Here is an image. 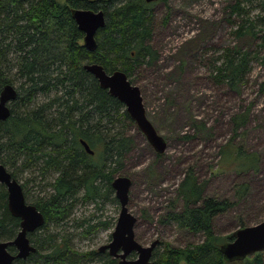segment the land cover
<instances>
[{
    "label": "trees",
    "instance_id": "16d2710c",
    "mask_svg": "<svg viewBox=\"0 0 264 264\" xmlns=\"http://www.w3.org/2000/svg\"><path fill=\"white\" fill-rule=\"evenodd\" d=\"M155 1L0 0V94L6 84L17 88V98L10 104L11 115L0 123L1 162L17 179L19 171H33L29 180L39 182L40 194L33 200L28 184L22 185L26 198L45 215L44 225L29 234L36 251L25 259H15L13 264H84L96 258L103 259L101 264H115L107 252L76 251L71 239L58 238L50 224H66L79 194L84 201H99L108 199L113 191L112 183L134 145L126 126L136 123L124 103L103 88L84 64L100 63L109 73L122 70L135 84L131 79L134 73L159 58L151 45ZM75 8L105 13V26L98 30L92 51L84 46V33L72 14ZM230 8L235 34L241 39H258V47L264 48V0H234ZM254 58H258V51L226 47L214 58L213 78L239 91ZM245 116L236 118L242 122ZM221 153L229 162L239 160L237 171L258 167L256 154H242L231 145L223 147ZM186 171L178 188L183 208L176 209L172 202L167 219L161 221H174L204 238L186 247L166 242L154 250L151 264H230L222 246L234 239V231L218 235L214 222L237 203L207 195V181L200 182L193 168ZM248 189V183L240 184L238 199L248 196ZM113 200L119 202L116 196ZM20 222L10 212L6 187L0 183V240H13L21 229ZM237 224L247 225L244 219H238ZM101 225L108 226L109 222L87 227L92 231ZM9 250L16 253L14 245ZM250 262L261 264L262 252Z\"/></svg>",
    "mask_w": 264,
    "mask_h": 264
},
{
    "label": "rangeland",
    "instance_id": "374dc122",
    "mask_svg": "<svg viewBox=\"0 0 264 264\" xmlns=\"http://www.w3.org/2000/svg\"><path fill=\"white\" fill-rule=\"evenodd\" d=\"M233 2L156 0L153 3L155 28L151 45L159 58L152 65L139 68L131 79L140 87L147 116L164 138L166 148L158 156L137 124H128L127 132L133 137L134 145L120 172L132 180L128 207L137 218L135 238L145 246L159 240L156 248L166 242L174 247H186L203 240V234L191 233L171 220L161 221L167 219L172 202L176 209L183 208L178 188L188 168L194 169L200 182L207 181V195L231 198L237 203L216 218V234L227 235L240 228L238 219H244L246 226L264 220V48L258 47V39H241L235 34V24L230 19ZM235 46L258 51V58H254L246 83L239 91L217 83L212 74L214 58L224 48ZM238 115H244L245 119L239 122ZM228 145L241 149L245 155L256 154L257 169L237 171L239 160L229 162L221 153ZM32 172L29 169L18 172L20 183L30 188L35 186L27 189L31 199L40 194L39 182L35 185L29 180L34 177ZM38 179L41 181V177ZM243 183L249 184L248 196L240 200L236 191ZM78 196L66 224L51 223L50 230L58 238L69 237L76 251L99 250L111 242L120 214V202L113 200L115 189L108 199L99 201H84ZM100 221H108L109 225L89 231L88 224ZM254 255L229 263L251 264ZM109 256L118 264L120 259ZM137 257L135 251L128 256ZM101 263L103 259L96 258L84 264ZM261 264H264V251Z\"/></svg>",
    "mask_w": 264,
    "mask_h": 264
},
{
    "label": "water",
    "instance_id": "95a60500",
    "mask_svg": "<svg viewBox=\"0 0 264 264\" xmlns=\"http://www.w3.org/2000/svg\"><path fill=\"white\" fill-rule=\"evenodd\" d=\"M72 14L79 29L84 33V46L91 51L94 50L96 48V34L100 28L105 26L104 11L75 8L72 10ZM84 68L91 72L98 79L100 85L108 89L112 96L124 103L128 113L156 151L164 152L166 142L147 116L140 87L133 84L122 70L109 73L103 65L96 62L86 63ZM16 98V86L10 83L6 84L0 94V123L10 117V103ZM83 143L86 149L93 153L89 145L85 141ZM0 183L7 188L10 212L13 216L21 219V229L16 237L11 241L0 240V264H13L15 259H25L31 252L36 251V247L32 244L28 234L44 225L45 216L35 204L27 203L22 183L13 177L12 173L1 162V150ZM112 186L115 189L121 209L111 242L99 247V251H108L111 256L120 259L118 264H151L153 252L159 240H154L150 245L145 246L135 238L134 226L137 218L128 207L132 180L128 176L119 175L115 177ZM10 245L15 246V254L9 250ZM222 249L225 259L229 262L241 261L264 251V220L255 225L244 226L235 230L234 239L223 245ZM134 251L138 253V257L136 259L128 258ZM179 264L189 263L180 262Z\"/></svg>",
    "mask_w": 264,
    "mask_h": 264
},
{
    "label": "flooded vegetation",
    "instance_id": "af4514ba",
    "mask_svg": "<svg viewBox=\"0 0 264 264\" xmlns=\"http://www.w3.org/2000/svg\"><path fill=\"white\" fill-rule=\"evenodd\" d=\"M10 104H11V103H10ZM5 187H6V186H5ZM6 190H7V188H6ZM24 193H25V192H24ZM7 194H8V193H7ZM25 198H26V196H25ZM26 201H27V200H26ZM27 203H30V202L27 201ZM44 216H45V215H44ZM19 219H20V218H19ZM20 220H21V219H20ZM20 224H21V222H20ZM20 228H21V225H20ZM39 229H40V228H39ZM39 229H37V230H39ZM37 230H36V231H37ZM34 232H35V231H34ZM31 233H33V232H31ZM29 234H30V233H29ZM29 234H28V235H29ZM29 238H30V237H29ZM32 244H33V243H32ZM105 252H106V251H105Z\"/></svg>",
    "mask_w": 264,
    "mask_h": 264
}]
</instances>
